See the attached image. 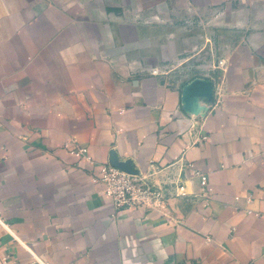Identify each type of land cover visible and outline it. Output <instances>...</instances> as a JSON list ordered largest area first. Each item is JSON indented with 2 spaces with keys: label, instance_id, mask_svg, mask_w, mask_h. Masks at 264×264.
Here are the masks:
<instances>
[{
  "label": "crops",
  "instance_id": "crops-1",
  "mask_svg": "<svg viewBox=\"0 0 264 264\" xmlns=\"http://www.w3.org/2000/svg\"><path fill=\"white\" fill-rule=\"evenodd\" d=\"M0 216L10 264H264V0H0Z\"/></svg>",
  "mask_w": 264,
  "mask_h": 264
},
{
  "label": "built area",
  "instance_id": "built-area-1",
  "mask_svg": "<svg viewBox=\"0 0 264 264\" xmlns=\"http://www.w3.org/2000/svg\"><path fill=\"white\" fill-rule=\"evenodd\" d=\"M76 156L91 157L86 148L79 149ZM150 176L129 173L111 163L101 164L94 177V184L101 186L102 196L116 209L158 208L163 206L165 195L161 187L149 181ZM203 187L208 185V177L201 176ZM3 224L0 216V225ZM4 225V224H3ZM9 233H12L9 230ZM0 264H10L6 257H0ZM33 264H43L35 258Z\"/></svg>",
  "mask_w": 264,
  "mask_h": 264
},
{
  "label": "water",
  "instance_id": "water-1",
  "mask_svg": "<svg viewBox=\"0 0 264 264\" xmlns=\"http://www.w3.org/2000/svg\"><path fill=\"white\" fill-rule=\"evenodd\" d=\"M194 87V88H192ZM207 90H208V85L203 84L202 82L199 81H194L188 86L185 87L183 97H182V105L183 109L186 113L191 114L189 112V107L193 105L192 99H195L197 96H207ZM114 166H117L129 173H134V174H139L136 172H130L126 169H124L121 165L112 163Z\"/></svg>",
  "mask_w": 264,
  "mask_h": 264
},
{
  "label": "bare ground",
  "instance_id": "bare-ground-1",
  "mask_svg": "<svg viewBox=\"0 0 264 264\" xmlns=\"http://www.w3.org/2000/svg\"><path fill=\"white\" fill-rule=\"evenodd\" d=\"M192 88H194V87H192ZM195 89V88H194Z\"/></svg>",
  "mask_w": 264,
  "mask_h": 264
}]
</instances>
